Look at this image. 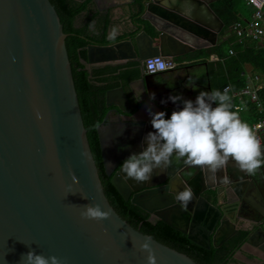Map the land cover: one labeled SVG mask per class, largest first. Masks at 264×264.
I'll use <instances>...</instances> for the list:
<instances>
[{"label":"water","instance_id":"water-1","mask_svg":"<svg viewBox=\"0 0 264 264\" xmlns=\"http://www.w3.org/2000/svg\"><path fill=\"white\" fill-rule=\"evenodd\" d=\"M128 1L133 0H94L99 10ZM143 5L140 18L150 30L142 22L131 36L86 45L88 69L139 63L136 103L126 92L131 82L105 93L109 108L96 126L104 171L124 199L205 248L246 233L262 251L252 254L264 264V175H237L229 163L212 174L174 161L150 182L123 179L120 161L142 151L144 137L154 131L149 109L183 107L169 99L173 94L165 82L145 71L143 60L215 44L224 24L210 0H143ZM66 35L50 0H0V264H20L31 249L64 264H148L140 245L149 236L158 264H202L134 227L108 200L83 123ZM246 178L253 191H247ZM186 186L194 199L182 209L173 195ZM207 190H214L211 198ZM86 204H100L112 215L100 222L83 219Z\"/></svg>","mask_w":264,"mask_h":264},{"label":"trees","instance_id":"trees-1","mask_svg":"<svg viewBox=\"0 0 264 264\" xmlns=\"http://www.w3.org/2000/svg\"><path fill=\"white\" fill-rule=\"evenodd\" d=\"M50 1L59 15L63 31L67 33L65 45L83 123L87 129L89 145L110 203L122 217L140 231L187 253L202 264H237L235 251L246 237V233L237 232L221 245L217 247L211 245L209 248H205L190 240L187 234L177 227L159 218L151 219L146 210L132 203L130 199H124L112 185L110 177L104 172L96 126L104 119L109 108L105 102L106 90L115 86L119 77L122 78L123 85L126 86L129 79L138 74L139 63L133 60L124 65H93L88 69L85 61L86 45L90 41L107 43L113 40L107 37L109 17L105 15L101 21L99 18L97 22L93 23L94 18H97L99 14V10H95L86 18L83 17L80 23H77V19L88 10L92 0ZM134 1L139 4L138 15H140L144 8L143 0ZM210 6L224 22L222 34L238 17L236 0H212ZM232 33L233 31L224 39L220 38L216 45L200 51L203 56H208L213 52L223 58V62L219 63V90L223 91V87L229 85V94L232 97V104H234L237 98L232 95V91L239 90L247 84V78L242 73L245 63H250L255 72L264 76V44L260 45L256 41L237 42L235 41V34ZM231 47L234 49L233 53H229ZM258 94L264 105V86L258 89ZM248 99L250 125L264 114V106L263 110H258L256 104ZM233 110L235 111L234 108ZM209 192L212 194L214 190H209Z\"/></svg>","mask_w":264,"mask_h":264},{"label":"clouds","instance_id":"clouds-1","mask_svg":"<svg viewBox=\"0 0 264 264\" xmlns=\"http://www.w3.org/2000/svg\"><path fill=\"white\" fill-rule=\"evenodd\" d=\"M115 35L114 31L109 38L114 39ZM149 67L153 71L163 70L165 65L156 61L153 66L149 61ZM229 93V88L223 91L202 90L195 100L170 96L173 103L183 101V107L174 110L170 118L164 111L152 112L149 109L154 131L144 137L146 147L121 164L123 179L136 183L150 182L153 175L167 171L174 161H183L186 166L200 167L215 174L231 160L241 171L254 175L264 166V150L253 129L241 120L239 110H233ZM38 118H41L39 114ZM73 181L79 182L74 175ZM173 199L182 209H187L194 199V192L186 186L183 190L174 191ZM111 215L112 210L100 204H86L80 209V216L86 220L100 222ZM151 239L150 236L145 239L140 249L147 253L148 264H158ZM20 264H64V261L56 255L46 256L31 249L22 256Z\"/></svg>","mask_w":264,"mask_h":264},{"label":"crops","instance_id":"crops-1","mask_svg":"<svg viewBox=\"0 0 264 264\" xmlns=\"http://www.w3.org/2000/svg\"><path fill=\"white\" fill-rule=\"evenodd\" d=\"M211 1L212 0H210V2ZM244 2L250 5L246 0H244ZM237 10H238L237 19L233 21L229 25V28L221 34L224 28V24H223L222 29L218 33L217 41L215 44L204 46V47H194L193 49L186 50L178 55L167 56L168 58L174 60L176 64L172 68H168L166 70L155 73L154 78L156 80H162L163 82H165L166 87H168L171 90L173 95L182 96L183 99L195 100L196 96L199 94V91H202V90H207V91H211L213 89L219 90L220 89L219 63L223 62V58L219 57L216 53H213V52L210 53L208 56H203L200 50L216 45L220 41V38L221 39L226 38L228 34L231 33V31H233L232 34H235V41L237 42L249 43L252 41H256L260 45L264 44V37L261 39L260 38L257 39L251 36L239 37L236 34L234 28L232 27V24L236 21H240L242 24H245L246 19H248L253 12V7L249 14H244L240 10L239 7L237 8ZM86 16L87 15H85L84 18H86ZM110 35H111V32H109V29L107 27V37L109 38ZM233 52H234V49L231 47L229 49V53H233ZM242 73L247 78V84L245 86H248L250 88L258 87L259 89L264 86V76L259 75L257 72H255L250 63L244 64V70ZM226 86H228L229 88V85H225L223 89ZM241 89L232 91V95L237 98L233 104V108L235 110L237 109L239 110V116L241 120L246 122L249 125V117H250L249 111L250 110L248 108L247 99L249 98L250 101L254 102L258 110H263L264 105L260 97H259L260 104H258V102L251 99L249 94L241 93L240 92ZM178 103H180L183 106L182 100L178 101ZM164 110H165V113L167 114L166 117H170L171 116L170 114H172L173 110H171L169 107H165ZM155 112L157 111L155 110ZM112 114H113V118H115V115H114L115 112H112ZM252 123L249 125L250 127ZM263 139H264V132H263ZM263 139H262L261 144L264 148ZM229 164H230V168L233 171V173H236L237 175H243V176L246 175L245 172L241 171L238 168V166L235 164L234 161L230 160ZM255 174L264 175V166L258 169ZM247 186H248L247 191L249 192L253 191V187H254L253 185L248 184ZM259 201L260 200H258V202ZM259 203L261 204V202ZM241 259L245 260V256L242 257Z\"/></svg>","mask_w":264,"mask_h":264},{"label":"flooded vegetation","instance_id":"flooded-vegetation-1","mask_svg":"<svg viewBox=\"0 0 264 264\" xmlns=\"http://www.w3.org/2000/svg\"><path fill=\"white\" fill-rule=\"evenodd\" d=\"M95 10H99V9H97V6H96L94 0H92L90 6L88 7V10L83 12V15H81L77 19V23H80L83 20V17L85 15H90ZM138 11H139V4L137 2H135L134 0L128 1V2H122L120 4H115V5L110 6L108 8L99 10V14H98L97 18H94L93 23L97 22V20L99 18L101 21V19H103V17L105 15H107V17H109V24H108L109 32H111V34H112L115 31V33H116L115 38L112 40V41H114V40H117L119 38H123L126 36L133 35L139 29V26L137 24L142 23V22L145 23V27L148 30H150V25H148V22L144 21L142 18L140 19V15L142 14V12L140 15H138ZM96 24H98V23H96ZM126 64H127V62H126ZM134 79H135V77L129 79L128 82L132 83V89L130 90L129 88H126V92H127L128 98L131 100V102L136 103V97L134 95L136 93H140L141 89L139 88V84L136 83L134 81ZM117 82L118 83L115 86H118L120 84L123 85V80L121 77H119V79H117ZM124 160L120 161L119 164H121ZM246 181H249L247 184H250L249 179H247ZM204 194L208 198L212 197V194L209 192V190H207ZM259 207L261 208L262 206L260 205ZM259 212H262V211L258 210L256 212V214L258 215ZM256 214H252V215L254 216ZM150 218L156 219L157 217H154L150 214ZM178 225L181 227L184 226L183 223L180 221H178ZM255 229H256V227L254 226L253 231H255ZM257 234H259V232H257ZM260 252H262V251H259V249H256L254 246V243L247 241V236H246L244 238V240L242 241V243L239 245V248L236 249V251H235V256L237 257V264H258L260 262V259L256 258L252 253H260ZM240 254L243 257L245 256L246 258L251 259L252 261L248 262L246 260H242L241 259L242 257L240 256ZM263 255H264V253H263Z\"/></svg>","mask_w":264,"mask_h":264},{"label":"built area","instance_id":"built-area-1","mask_svg":"<svg viewBox=\"0 0 264 264\" xmlns=\"http://www.w3.org/2000/svg\"><path fill=\"white\" fill-rule=\"evenodd\" d=\"M246 1L253 7V12L251 16L248 19H246L245 24H242L240 21H236L232 24V27L234 28L236 34L239 37L251 36L253 38L261 39L264 37V0H246ZM149 61H152L153 66H155L156 61H160L165 65V68L163 70L172 68L176 64L174 60L168 58L167 56L161 54H153L143 60V67L145 71L148 73H157L163 71L161 69H156L154 71L150 69ZM225 88H228V86H226ZM258 89H259L258 87L250 88L248 86H245L241 89L240 92L249 94L252 100L260 104ZM251 128L253 129L257 138L262 143L263 132H264V115L258 117L252 123Z\"/></svg>","mask_w":264,"mask_h":264},{"label":"rangeland","instance_id":"rangeland-1","mask_svg":"<svg viewBox=\"0 0 264 264\" xmlns=\"http://www.w3.org/2000/svg\"><path fill=\"white\" fill-rule=\"evenodd\" d=\"M236 7L240 8V10L244 13V14H249L252 10V7L251 5H248L247 3L244 2V0H236ZM241 257H243L241 254H240ZM239 256V257H240ZM245 260L248 261V262H251L252 260L251 259H248L245 257Z\"/></svg>","mask_w":264,"mask_h":264}]
</instances>
